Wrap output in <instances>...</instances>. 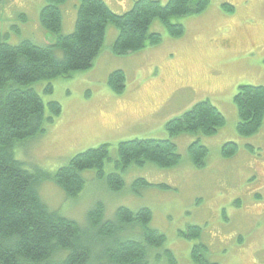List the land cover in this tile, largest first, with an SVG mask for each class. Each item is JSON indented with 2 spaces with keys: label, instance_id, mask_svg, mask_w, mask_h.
Listing matches in <instances>:
<instances>
[{
  "label": "rangeland",
  "instance_id": "obj_1",
  "mask_svg": "<svg viewBox=\"0 0 264 264\" xmlns=\"http://www.w3.org/2000/svg\"><path fill=\"white\" fill-rule=\"evenodd\" d=\"M103 1L113 12L123 13L134 0ZM46 2L0 0V41L52 44L54 33L39 19ZM78 3L59 4L62 34L73 31ZM169 20L181 23L183 34L170 35L162 21L154 19L149 31L160 33L161 41L124 55L112 51L117 28L109 23L102 47L87 69L30 84L44 103L45 117L51 115L50 101L60 105V112L44 123V132L16 142L13 156L38 176L52 174L79 152L108 144L103 169L118 171L122 186L113 190L95 177L94 169H85L82 189L68 197L52 180L41 177L37 189L49 209L85 229L87 212L98 202L103 204L104 219L110 220L121 206L134 211L149 208V226L165 236L160 246L148 248L150 264H168L167 250L177 264H198L191 250L199 243L206 246V264H264V117L256 133L239 134L234 101L239 85L264 86V0H209L200 13ZM55 54L62 56L59 49ZM115 70L124 74L121 91L109 84ZM202 100L224 116L216 132L169 135L168 120ZM132 139H170L180 160L170 167L145 161L117 169L118 143ZM196 141L207 148L200 166L192 163L188 152ZM229 141L237 149L223 156L221 148ZM191 225L200 228L198 237L182 233ZM138 232L139 236L126 226L119 239H140Z\"/></svg>",
  "mask_w": 264,
  "mask_h": 264
},
{
  "label": "trees",
  "instance_id": "obj_2",
  "mask_svg": "<svg viewBox=\"0 0 264 264\" xmlns=\"http://www.w3.org/2000/svg\"><path fill=\"white\" fill-rule=\"evenodd\" d=\"M62 1L47 0L39 12L41 24L55 35L52 44L38 45L27 39L16 44L0 41V264H150L148 248L160 246L165 236L149 226V208L134 211L121 206L116 209L115 219L110 220L104 219L103 204L98 202L87 212L88 226L83 229L75 220L49 209L38 192L42 177L52 180L66 196L74 197L83 187L81 172L85 169H94L96 178L104 179L113 190L119 189L123 184L121 174L105 173L103 169L109 155L108 144L79 152L52 174L38 176L14 158L12 148L16 142L44 132V123L60 112V105L50 101L51 115L45 117L44 103L30 84L87 69L102 47L107 24L117 28L113 53L124 55L161 41L160 33L149 31L154 19L162 21L170 35L183 34L184 26L170 22V17L200 13L209 0H134L123 13L113 12L103 0H79L74 29L69 34L61 33ZM57 49L61 50V57L56 56ZM123 80V72L115 70L109 84L121 91ZM234 101L237 132L245 136L256 133L264 117V86L239 85ZM223 122L222 113L208 100H202L169 120L166 129L169 135L185 131L212 135ZM236 149L237 145L229 141L222 146L221 154L228 157ZM188 152L192 163L200 166L207 148L196 141L189 145ZM179 160L177 147L170 139H132L118 143L115 166L124 169L131 162L141 165L150 161L163 168ZM126 226L137 236L139 229L141 238L119 239ZM199 229L191 225L182 233L197 237ZM202 248L201 244L195 245L191 257L206 264L201 258ZM165 256L168 264H177L169 250Z\"/></svg>",
  "mask_w": 264,
  "mask_h": 264
},
{
  "label": "flooded vegetation",
  "instance_id": "obj_3",
  "mask_svg": "<svg viewBox=\"0 0 264 264\" xmlns=\"http://www.w3.org/2000/svg\"><path fill=\"white\" fill-rule=\"evenodd\" d=\"M175 118H177V117H175ZM171 120V119H170ZM169 121V120H168ZM199 236V235H198ZM197 236V237H198ZM200 244V243H199ZM195 245H198V244H195ZM202 245V244H201ZM203 246V253H204V251H206V246L205 245H202ZM203 260H205V261H207L205 258H204V256H203V254H202V257H201ZM193 260V259H192ZM194 261V260H193ZM197 263V262H196ZM207 263H208V261H207ZM199 264V263H198ZM210 264V263H209ZM212 264V263H211Z\"/></svg>",
  "mask_w": 264,
  "mask_h": 264
}]
</instances>
